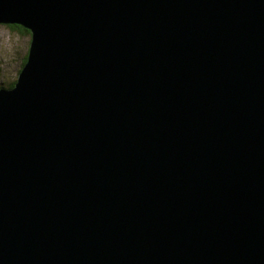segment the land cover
I'll return each instance as SVG.
<instances>
[{
	"label": "water",
	"instance_id": "water-1",
	"mask_svg": "<svg viewBox=\"0 0 264 264\" xmlns=\"http://www.w3.org/2000/svg\"><path fill=\"white\" fill-rule=\"evenodd\" d=\"M0 264H264V0H0Z\"/></svg>",
	"mask_w": 264,
	"mask_h": 264
},
{
	"label": "rangeland",
	"instance_id": "rangeland-1",
	"mask_svg": "<svg viewBox=\"0 0 264 264\" xmlns=\"http://www.w3.org/2000/svg\"><path fill=\"white\" fill-rule=\"evenodd\" d=\"M30 41L31 35L0 24V86H9L17 80Z\"/></svg>",
	"mask_w": 264,
	"mask_h": 264
},
{
	"label": "trees",
	"instance_id": "trees-1",
	"mask_svg": "<svg viewBox=\"0 0 264 264\" xmlns=\"http://www.w3.org/2000/svg\"><path fill=\"white\" fill-rule=\"evenodd\" d=\"M11 28L13 29H18L21 33H24L25 35H30V30H28L27 28L23 27L22 25L19 24H8ZM28 54V52H27ZM27 55L24 57V61L22 63V66L24 65L25 61H26ZM22 68V67H21ZM20 68V69H21ZM17 80H15L14 82H12L9 86L6 87H13L15 85ZM1 87V86H0Z\"/></svg>",
	"mask_w": 264,
	"mask_h": 264
}]
</instances>
